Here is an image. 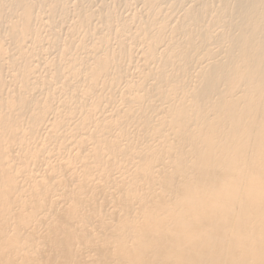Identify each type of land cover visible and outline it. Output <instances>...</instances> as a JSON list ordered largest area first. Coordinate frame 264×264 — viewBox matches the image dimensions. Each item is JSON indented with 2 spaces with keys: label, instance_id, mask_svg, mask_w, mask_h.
I'll use <instances>...</instances> for the list:
<instances>
[{
  "label": "bare ground",
  "instance_id": "6f19581e",
  "mask_svg": "<svg viewBox=\"0 0 264 264\" xmlns=\"http://www.w3.org/2000/svg\"><path fill=\"white\" fill-rule=\"evenodd\" d=\"M0 264H264V0H0Z\"/></svg>",
  "mask_w": 264,
  "mask_h": 264
}]
</instances>
